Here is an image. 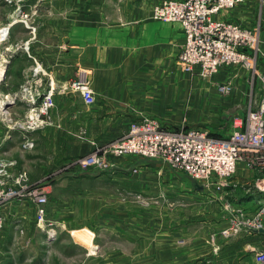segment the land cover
I'll return each instance as SVG.
<instances>
[{
	"label": "crops",
	"instance_id": "1",
	"mask_svg": "<svg viewBox=\"0 0 264 264\" xmlns=\"http://www.w3.org/2000/svg\"><path fill=\"white\" fill-rule=\"evenodd\" d=\"M161 1L126 0L127 19L121 23L105 17V9L116 5L115 1L97 2L94 17L67 13L55 37H31L27 39L29 49L7 50L3 56L5 76L0 83V99L5 102L0 109V156L17 159L21 169H36L40 176L30 180L39 182L45 170L59 168L67 157L85 155L125 134L131 121L143 116L161 120L162 53L177 55L184 42L180 22L152 17L154 6ZM120 4L122 1L117 2ZM215 17L261 28L257 67L264 72V0H242ZM81 67L90 70L96 91L97 101L89 106L80 94L63 90ZM220 72L222 77H235L238 86L250 81V75L253 78L247 70L227 66ZM26 85L35 86L37 95L54 89V106L32 128L24 126L31 108L24 95ZM26 136L34 143L30 148L22 147ZM114 159L121 162L124 158ZM123 164L126 167L119 173H126L125 177L83 170L75 174L66 171L60 176L47 174L43 183L50 194L48 212L55 222L52 228L36 224L30 201L13 200L2 205L0 215L5 217V224L0 228V264H103L119 255L127 264H134V198L141 195L144 204L151 197L162 201V178H145L151 167L157 169L154 163L144 166L136 178L128 168L142 163ZM237 168L253 178L252 188L237 190L241 193L236 195L227 188V204L232 208V203L238 202L253 216L264 201V171L249 168L242 161ZM194 192L204 191L196 188ZM209 205L215 203L210 201ZM212 216L205 229L175 228L172 234L178 239L174 242L164 236L158 242L162 264H259L251 247L264 248V231L242 230L224 238L219 231L231 224V217L219 224ZM215 242L221 248L216 257L210 251Z\"/></svg>",
	"mask_w": 264,
	"mask_h": 264
},
{
	"label": "built area",
	"instance_id": "2",
	"mask_svg": "<svg viewBox=\"0 0 264 264\" xmlns=\"http://www.w3.org/2000/svg\"><path fill=\"white\" fill-rule=\"evenodd\" d=\"M241 1L163 0L154 6V18L180 22L182 25L185 42L177 59L185 71L207 78L221 66L230 65L243 66L244 69L257 73L259 28L215 17ZM5 27L9 29L0 34V45L9 38L10 24L0 30ZM3 56L4 52L0 49V83L6 71ZM221 89L229 93L231 86L227 82L221 85ZM23 90L25 99L31 104L24 126L32 128L39 123L40 116L48 115L49 109L54 106V89L39 95L32 85H26ZM63 90L80 94L87 106L97 101L90 70L85 67H81L76 76L63 85ZM4 104L0 99V109L4 108ZM161 121L151 116L133 120L127 133L78 157L69 166L73 164L82 170L106 171L113 168L109 154L136 153L163 158V161L185 170L198 181L213 177L226 179L236 172L240 161L258 172L264 171V84L258 106L250 108L245 117L236 114L232 118V125L228 124L226 136L217 137L198 125L182 124L180 127L170 128L162 125ZM33 144L29 137H25V148H30ZM225 184L228 183L223 181L222 185ZM251 188L252 186L247 190L250 191ZM13 200L30 201L35 209L36 224L41 228H52L54 225L48 212L50 194L46 184L32 183L27 171L19 167L17 159L0 156V207ZM230 213L231 224L223 230L224 235L234 236L243 227L246 231L260 230L264 201L253 216L241 208H230ZM4 219L0 215V228L5 224ZM251 251L257 262L264 264V248L251 247Z\"/></svg>",
	"mask_w": 264,
	"mask_h": 264
},
{
	"label": "rangeland",
	"instance_id": "3",
	"mask_svg": "<svg viewBox=\"0 0 264 264\" xmlns=\"http://www.w3.org/2000/svg\"><path fill=\"white\" fill-rule=\"evenodd\" d=\"M102 1L116 2V5L113 3V6L115 5L114 7L105 9L107 11L105 15L106 19L111 17L118 23L126 21L128 11L125 5L126 0H0V28L10 24L9 38L5 43H1L0 49L2 53H5L8 47L12 49H29L30 42L27 40L28 38L30 39L32 37L37 39L38 37H43L46 39L48 37H55L57 32H59L58 25L63 24L67 13H76L77 16L78 12H81L87 14L88 18H92L98 6L97 2ZM120 1H122V4L118 6L117 2L119 3ZM229 20L234 21L232 19ZM248 26L255 27L257 25L253 23ZM258 28L260 33L261 28L259 26ZM164 40L165 38L162 36V42H165ZM259 48L258 46V53L260 51ZM180 50L177 55L176 53H174L175 55L162 53V106H160L162 107V125L170 128H177L182 124L189 126L198 125L205 127L212 135L217 137L226 136L229 130L228 124L230 123L232 125V118L236 114L245 116L250 108H256L258 106L263 94L264 72H261L258 67L256 73L252 72L251 69H244L243 66L230 67V65H224L212 76L204 78L196 73L187 72L181 67L177 59ZM226 66L229 69H239L242 72L247 70L249 74L252 73L253 78L250 75V81L244 84L241 83L238 86L237 83L239 81L235 77L220 76L222 75L220 71L225 69ZM227 82L231 86L229 93H225L221 89V85ZM154 116L157 117V115ZM22 147L25 148L23 143ZM80 156L82 155L67 157L59 168L45 170V177L42 176L43 178L41 177L39 182L43 183L47 181L46 177L49 176L47 175L49 173H52V176H60L66 173V171L70 174L78 173L82 169L73 164L69 166V163ZM115 157H120V159L124 158L122 159L123 161L135 162L137 165L142 163L140 166L128 168L134 177L140 176V170L144 166L151 167L149 163H154L157 169L153 170L151 167L147 173H144L145 178L152 180L159 177L162 178V201L151 197L144 204L141 201V195H137L134 198L135 247L131 252L135 256L134 264H162V248L158 246V242L164 240V236L172 242H174V239H178L177 236L172 234L175 228L184 231L192 227H203L205 229L207 219L212 214L215 215L212 216L216 218L215 223L222 224L226 219L228 220L231 217V207L227 204V199L229 200L227 197V188L230 187V189H233V194H239L241 191L237 190L242 189L245 192L246 188L253 184V180H251L253 178L248 177L250 175L246 176V173H240L237 168L238 170L236 169L235 173L226 177V179L224 178L225 180L213 177L205 181H198L204 186L202 188L204 192L197 194L194 192L196 189L194 185L195 181L188 172L170 165L163 161V158L147 157L136 153L122 155L109 154L110 161L113 165V168H110V170L89 169L83 171L97 173L99 175L103 174L105 176L116 175V173L121 176L126 175V173H119L126 166L123 164V161L119 162L120 160H115ZM133 158L142 159L135 160ZM67 164L69 167H67ZM245 170L243 172H247ZM27 173H29V176H32H30V179L40 176V174H37L38 171L36 169L32 170V168ZM30 181L32 182V180ZM223 181H226L228 184L222 185ZM150 192L154 193V190H150ZM210 201L215 203V205H209ZM116 203L122 204L121 202ZM232 208L234 210L236 208L246 210L238 202L232 203ZM120 223L124 224L125 220H120ZM228 226V224L223 225V228L221 227L219 231L224 238L228 237L223 234V230ZM244 231L248 232L246 230ZM242 232V230H239L238 233ZM122 236V238H126V234ZM112 239H118L123 245L126 244V241L121 238L113 237ZM179 240L181 241L183 239L181 238ZM211 242L213 244V240ZM217 244L215 242L213 247L210 245V251L215 257L221 252V248ZM118 249L122 253L124 251L127 252L126 248ZM114 250L107 251L112 252ZM107 261L110 263H107ZM103 264H127V262L126 260H122L121 255H119L113 259L104 260Z\"/></svg>",
	"mask_w": 264,
	"mask_h": 264
},
{
	"label": "water",
	"instance_id": "4",
	"mask_svg": "<svg viewBox=\"0 0 264 264\" xmlns=\"http://www.w3.org/2000/svg\"><path fill=\"white\" fill-rule=\"evenodd\" d=\"M193 178V177H192ZM194 179V185H195V187L196 188H198V189H202L204 186L202 185V184H200L199 182H198V180L197 179H195V178H193ZM261 231H264V228H261L260 229Z\"/></svg>",
	"mask_w": 264,
	"mask_h": 264
},
{
	"label": "bare ground",
	"instance_id": "5",
	"mask_svg": "<svg viewBox=\"0 0 264 264\" xmlns=\"http://www.w3.org/2000/svg\"><path fill=\"white\" fill-rule=\"evenodd\" d=\"M1 33H5V32H3L2 30H0V34ZM0 72H1V67H0ZM3 100L1 99V102H2Z\"/></svg>",
	"mask_w": 264,
	"mask_h": 264
}]
</instances>
